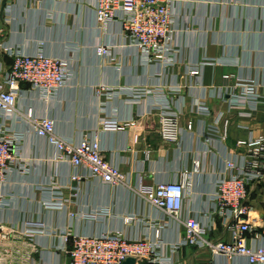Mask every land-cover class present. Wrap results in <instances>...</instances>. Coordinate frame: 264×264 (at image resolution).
<instances>
[{
  "label": "crops",
  "instance_id": "crops-1",
  "mask_svg": "<svg viewBox=\"0 0 264 264\" xmlns=\"http://www.w3.org/2000/svg\"><path fill=\"white\" fill-rule=\"evenodd\" d=\"M2 2L0 74L13 63L5 47L66 59L70 73L48 96L22 83L15 114L4 122L0 118L5 129L21 136L16 156L27 165L24 171L14 166L0 183V264H71L67 236L120 232L153 238L160 222L164 243L179 242L183 225L143 199L137 186L173 181L183 172L191 181L184 219L211 225L213 240H230L213 211L215 184L226 162H240L246 153L239 141L264 134V103L233 107L231 97H221L218 89L240 78L264 86V0H173L171 61L138 54L119 21L99 26L97 0H8L1 14ZM99 45L111 47L112 57L98 55ZM135 89L144 91L141 97L133 95ZM196 102L206 110L194 108ZM165 109L180 113V137L174 142L163 141L159 133ZM221 113L228 125L218 120ZM34 116L54 119L56 134L72 143L97 131L105 158L129 176L127 184L104 183L84 167L56 160L55 146L35 133ZM103 117L128 125L104 129ZM75 173L82 178L72 180ZM58 197L62 208L46 205ZM249 202L255 207V230L247 243L264 246V189L256 183L249 185ZM28 228L39 230L30 234ZM209 261L249 264L244 256L214 257L194 246L180 247L173 264Z\"/></svg>",
  "mask_w": 264,
  "mask_h": 264
},
{
  "label": "built area",
  "instance_id": "built-area-1",
  "mask_svg": "<svg viewBox=\"0 0 264 264\" xmlns=\"http://www.w3.org/2000/svg\"><path fill=\"white\" fill-rule=\"evenodd\" d=\"M173 0H97L96 17L99 26L113 21L121 24L127 42L138 54L151 61H171L172 47L168 42L173 27ZM4 26L0 23V48L3 46ZM13 57L11 66L0 74V118L2 122L15 114L18 97L21 95V84L27 83L42 96L52 95L63 86L70 73V63L66 59L51 57L44 53L27 54L11 47H5ZM96 52L101 57L111 58L112 50L107 45H99ZM174 59V58H173ZM175 62V60H174ZM174 64V63H172ZM191 70V75L198 74ZM232 75H225L230 78ZM99 93V90L97 91ZM221 97L227 94L231 106L257 105L264 103V86L253 79L240 78L235 84L218 89ZM141 89H135L133 95L141 97ZM216 93V91H215ZM195 103L194 108L206 110L205 105ZM218 120L228 125L229 120L221 113ZM33 128L37 135L46 138L55 146L56 160L68 161L78 169L84 167L90 175L111 185H126L128 175L120 167L105 158L98 139V132L93 137L84 135L79 143H72L59 137L55 130L54 119L46 116L32 117ZM104 129H124L117 121L109 117L100 119ZM193 123L188 122L191 129ZM159 133L163 141L174 142L180 137V113L167 109L159 117ZM19 134H14L0 124V183L4 182L8 173L15 166L24 171L27 165L19 161L16 153ZM239 144L246 147V153L240 162L228 160L225 170L216 181L213 197L215 217L222 220L230 234V240H213L208 234L211 225L199 221L195 217H183L186 189L191 185L190 175L181 173L173 181H160L152 185H143L139 181L138 194L164 215L171 217L183 225L185 234L177 243H164L161 237L162 223H157L153 238H127L120 232L104 233L98 236L72 235L69 254L71 264H123L129 257L137 261L150 263L173 264L174 253L182 246H194L208 249L212 256H223L233 259L244 256L249 264H264V246L248 245V234L253 232L252 221L255 207L249 202V185L264 180V134L251 135L242 139ZM200 170V161L194 162V171ZM79 173L72 175V180H80ZM58 197L46 203L47 206L62 208L64 202ZM134 217H126L131 221ZM32 234L39 229H26ZM258 234H256V237ZM71 238V239H70ZM200 264H214L202 262Z\"/></svg>",
  "mask_w": 264,
  "mask_h": 264
},
{
  "label": "water",
  "instance_id": "water-1",
  "mask_svg": "<svg viewBox=\"0 0 264 264\" xmlns=\"http://www.w3.org/2000/svg\"><path fill=\"white\" fill-rule=\"evenodd\" d=\"M7 1L8 0H3V2H2V12H1V14H3V12H4V9L6 7ZM256 184L264 189V180L257 181ZM136 261H137L136 258L129 257L123 264H136Z\"/></svg>",
  "mask_w": 264,
  "mask_h": 264
}]
</instances>
